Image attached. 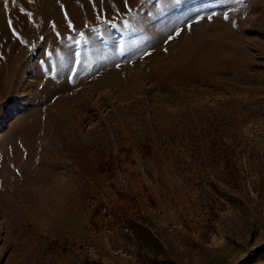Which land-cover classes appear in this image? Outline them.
I'll return each mask as SVG.
<instances>
[{
    "label": "rangeland",
    "instance_id": "rangeland-1",
    "mask_svg": "<svg viewBox=\"0 0 264 264\" xmlns=\"http://www.w3.org/2000/svg\"><path fill=\"white\" fill-rule=\"evenodd\" d=\"M130 1L0 97V264H264V0ZM196 49L218 76L146 71Z\"/></svg>",
    "mask_w": 264,
    "mask_h": 264
},
{
    "label": "bare ground",
    "instance_id": "bare-ground-1",
    "mask_svg": "<svg viewBox=\"0 0 264 264\" xmlns=\"http://www.w3.org/2000/svg\"><path fill=\"white\" fill-rule=\"evenodd\" d=\"M51 1L53 2L48 0H0V97L9 93L19 65L28 55V45L34 44L32 39L36 37L41 39L42 37L47 38V41L50 42L52 39H50L48 32H63L56 39L53 52L61 51L71 42V33L68 24L65 23L66 19L72 20L76 27L101 25L104 22L112 23L117 27L122 25L125 19H130L132 23L138 22L136 16L130 15L133 11L130 13L123 5L124 0H83L81 4H77L78 0ZM90 2H93V4L102 2L103 17L91 9ZM139 2L141 0H131L128 5L138 6ZM54 3L59 7H55ZM59 8L63 9V13H60ZM101 31L108 32L102 27ZM204 45V48L209 46L208 44ZM227 50L228 48L225 46L216 49L214 55V58L217 59L216 63L219 59L225 58ZM151 58L149 69H146V71L153 78H163L159 82L164 84H176L182 81L183 77H194L203 80L220 74V66L210 65V62L203 59L200 49L198 51L196 49L193 53H185V55L179 54L175 62L180 67L178 69L171 67L174 65H171L170 62H162L153 57ZM224 62L230 64V61L226 59ZM31 128H27L20 133V137L26 146H30L28 138L33 129Z\"/></svg>",
    "mask_w": 264,
    "mask_h": 264
},
{
    "label": "snow or ice",
    "instance_id": "snow-or-ice-1",
    "mask_svg": "<svg viewBox=\"0 0 264 264\" xmlns=\"http://www.w3.org/2000/svg\"><path fill=\"white\" fill-rule=\"evenodd\" d=\"M227 18V17H226Z\"/></svg>",
    "mask_w": 264,
    "mask_h": 264
}]
</instances>
